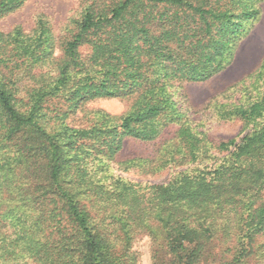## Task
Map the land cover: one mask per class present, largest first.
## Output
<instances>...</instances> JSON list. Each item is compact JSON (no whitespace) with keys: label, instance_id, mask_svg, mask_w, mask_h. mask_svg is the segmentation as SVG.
Returning <instances> with one entry per match:
<instances>
[{"label":"trees","instance_id":"1","mask_svg":"<svg viewBox=\"0 0 264 264\" xmlns=\"http://www.w3.org/2000/svg\"><path fill=\"white\" fill-rule=\"evenodd\" d=\"M29 1L0 0V20ZM263 1L80 0L58 31L41 12L0 30V264H138L141 236L152 264H264V56L241 80L256 96L219 112L244 124L239 141L194 132L170 93L233 65ZM99 99L129 105L67 124ZM170 125L157 156L117 159L125 138ZM214 150L220 165L167 183L96 180L113 162L150 173Z\"/></svg>","mask_w":264,"mask_h":264},{"label":"rangeland","instance_id":"2","mask_svg":"<svg viewBox=\"0 0 264 264\" xmlns=\"http://www.w3.org/2000/svg\"><path fill=\"white\" fill-rule=\"evenodd\" d=\"M79 5L80 0H30L21 11L0 20V30L8 32L17 24H22L25 30H30L34 25V17L41 12L52 19L54 27L58 31L73 11L79 8ZM247 30L246 35L248 36L241 42L233 65L208 81L184 83L182 86H175L170 90L173 98L179 103L183 120L192 126L194 132L206 136L208 140L214 143L227 142L234 138L239 141L246 133V131H242L244 124L241 121L236 119L223 120L220 118L219 112L223 107L244 104L257 94L252 88L250 80L243 82L241 80L245 79L244 77L258 67L261 62L264 56V41L260 39L255 30H251V27H248ZM128 105L129 102L119 99L91 101L83 108L75 110L76 112L66 121L71 127L82 126L85 121L83 118H94V112L98 110H102L110 116H119L127 110ZM177 128V125L168 126L152 142H141L130 137L125 138L117 159L153 158L157 156L159 147L165 140L173 136ZM209 155L212 156L210 160L205 159L201 162L200 159L198 162L189 163L180 159L178 162L166 164L161 169L151 170L150 173H144L138 168L123 172L119 170L117 163L113 162L109 169L106 166L103 168V172L100 171L101 173L106 172V175L99 174L96 180L107 178L109 181L110 176H120L133 183L163 184L171 181L180 173H191L198 168L203 170L207 166L220 165L223 161L222 158L228 156V152L224 151L220 154L214 150ZM133 250L139 254L138 264H152L150 237L141 236L137 238L133 244ZM22 264L35 263L27 260Z\"/></svg>","mask_w":264,"mask_h":264},{"label":"crops","instance_id":"3","mask_svg":"<svg viewBox=\"0 0 264 264\" xmlns=\"http://www.w3.org/2000/svg\"><path fill=\"white\" fill-rule=\"evenodd\" d=\"M261 8H262L261 19L258 22V24H256V26L253 30H255L258 33L260 39H262L264 41V1L261 5Z\"/></svg>","mask_w":264,"mask_h":264}]
</instances>
